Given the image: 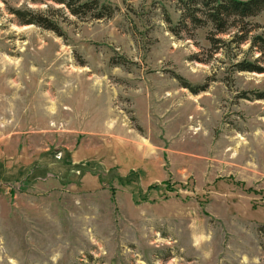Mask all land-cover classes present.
Segmentation results:
<instances>
[{
    "label": "rangeland",
    "instance_id": "rangeland-1",
    "mask_svg": "<svg viewBox=\"0 0 264 264\" xmlns=\"http://www.w3.org/2000/svg\"><path fill=\"white\" fill-rule=\"evenodd\" d=\"M98 1L0 0V264H264V73L233 68L264 58L179 0Z\"/></svg>",
    "mask_w": 264,
    "mask_h": 264
},
{
    "label": "trees",
    "instance_id": "trees-1",
    "mask_svg": "<svg viewBox=\"0 0 264 264\" xmlns=\"http://www.w3.org/2000/svg\"><path fill=\"white\" fill-rule=\"evenodd\" d=\"M32 1L36 2L37 0ZM44 1L61 6L71 16L77 18L89 15L91 19L99 20L109 18L114 13V9L109 5L100 3L98 0ZM178 4L183 23H190L194 28L209 23L215 31V35L226 34L230 29L235 28L239 32L234 33L231 40H235L237 45L250 41V48L255 49L260 54L261 60H263L264 30L261 34L249 38L250 30L247 29L248 25L244 23V20L264 11V0H179ZM10 13L16 17L21 25H34L60 35L57 24L48 14L19 9L11 10ZM211 41L214 45L220 43L224 45V42L219 39L212 38ZM233 68L237 72L264 73V67L260 66L257 60L252 62L242 60L233 64ZM255 99L264 100V90L255 94Z\"/></svg>",
    "mask_w": 264,
    "mask_h": 264
}]
</instances>
